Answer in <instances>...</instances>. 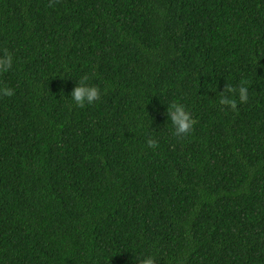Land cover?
<instances>
[{"label":"trees","instance_id":"16d2710c","mask_svg":"<svg viewBox=\"0 0 264 264\" xmlns=\"http://www.w3.org/2000/svg\"><path fill=\"white\" fill-rule=\"evenodd\" d=\"M5 50L0 264H264V0H0Z\"/></svg>","mask_w":264,"mask_h":264},{"label":"clouds","instance_id":"9594fccd","mask_svg":"<svg viewBox=\"0 0 264 264\" xmlns=\"http://www.w3.org/2000/svg\"><path fill=\"white\" fill-rule=\"evenodd\" d=\"M13 67L12 55L5 50L0 55V72H8ZM88 77L82 76L68 94L70 101L78 108H84L86 105H92L100 99L101 91L88 82ZM14 94L13 89L10 87H0V95L11 97ZM249 99L248 88L246 85H241L238 88L228 86L220 91L218 102L221 105L227 106L230 109H235L237 103H246ZM166 121L170 124L171 135L176 138H185L191 134L193 121L189 112L185 109L182 103L172 101L167 106L165 113ZM146 145L149 148H156L158 141L155 134L152 132L147 133ZM141 264H154L152 254L142 255L140 257Z\"/></svg>","mask_w":264,"mask_h":264}]
</instances>
